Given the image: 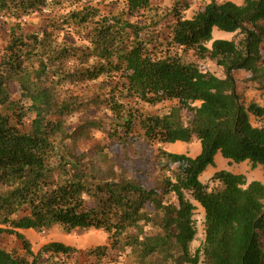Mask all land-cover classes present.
I'll return each mask as SVG.
<instances>
[{
    "label": "trees",
    "instance_id": "16d2710c",
    "mask_svg": "<svg viewBox=\"0 0 264 264\" xmlns=\"http://www.w3.org/2000/svg\"><path fill=\"white\" fill-rule=\"evenodd\" d=\"M208 1L190 19L187 3L172 8L160 40L151 0H0V17L11 22L0 61V238L18 243L0 247V264H119L122 256L123 264L263 263L264 185L227 170L206 184L200 177L218 153L228 165L248 163L264 173V108L245 105L235 77L248 73L244 82L264 91V0ZM35 13L47 15L46 29L27 33L24 19ZM215 29L234 36L213 40ZM189 52L223 77L188 61ZM97 81L104 93H74ZM130 102L173 105L146 114ZM82 109L111 114L80 130H102L115 144L196 140L201 151L190 157L157 149L162 180L148 187L59 147L75 136L63 119ZM194 203L204 211V241L192 254ZM54 227L102 231L108 244L79 251L51 242L34 252L23 232Z\"/></svg>",
    "mask_w": 264,
    "mask_h": 264
},
{
    "label": "rangeland",
    "instance_id": "374dc122",
    "mask_svg": "<svg viewBox=\"0 0 264 264\" xmlns=\"http://www.w3.org/2000/svg\"><path fill=\"white\" fill-rule=\"evenodd\" d=\"M227 1L241 5L244 0H216V4H222ZM184 3H187L188 5V10L184 12V17L190 19L193 15L209 4V1L151 0V5L157 9L161 20L155 30V36H158L160 40L166 39L168 35L167 26L172 23L171 17H162L167 15L172 8ZM46 19L47 15L43 13H35L32 16L25 18L23 22L24 31L30 33L46 29ZM260 25L264 26V21L261 22ZM10 26V21H6L0 17V61L4 54V48L8 40ZM233 36V34L221 32L216 29L213 31V40H232ZM69 40L81 44V42H77L78 40L74 36H70ZM208 47H210V44ZM187 59L188 61L196 64L203 72L212 73L219 78L223 77L222 70L214 63L209 61H200L193 55L192 52L187 54ZM235 77L239 81V92L243 95L245 105L248 106L250 104H256L264 108V91L257 88L258 84L244 82L248 77V73L240 72L237 73ZM99 85L100 81H97L96 83H84L79 84L73 90L76 95L89 99L100 93H104ZM9 89L13 93L14 88L10 86ZM130 103L140 112L146 114L166 113L173 105L171 103H165L156 107H148L142 103ZM111 119V114L105 109H82L73 115L65 117L63 119L65 127H67L70 132H73L75 136L73 140H66L63 143H60L59 147L61 149L66 147L75 151L84 152L89 156H93L98 161L97 166L101 167L103 170H113L116 173H123L126 178L142 179L148 187L155 188L159 187L160 181L162 180V176L156 168L157 149L161 148L169 153L186 154L190 157L197 156L201 151L200 143L196 140H193L191 144L177 142L175 144L160 146L157 143H147L142 138L138 137L134 141H128L124 144H115L102 130H80L82 125H84L87 121L96 120L100 122H108L111 121ZM30 120L31 119L29 117L26 119L24 123L25 128H29ZM250 122L253 126L258 125V122L253 117H250ZM214 162L215 165L209 167L200 177V181L203 184L209 183V179L215 172L227 170L234 174L245 175L248 183L258 181L264 185V173L260 167L252 168L248 163L228 165V162L223 159L219 153L215 156ZM170 198L171 200H174L173 197ZM163 199L164 201L167 200L166 197H163ZM194 204L197 207L194 215L197 234L194 241L190 244V251L192 254L198 248H201L204 241V211L199 205L196 203ZM23 234L30 241L34 252H37L43 245L51 242H60L74 247L79 251H85L97 246H104L108 244L107 234L102 231L94 230L74 231L70 234H66L59 228L54 227L50 230L42 232L24 231ZM260 241L264 250V231L260 233ZM15 246H18V243L15 242L13 238H0V247L11 249ZM116 261L119 264H123L124 257L122 256L116 259ZM80 262L85 263V260L82 259ZM262 264H264V261Z\"/></svg>",
    "mask_w": 264,
    "mask_h": 264
}]
</instances>
